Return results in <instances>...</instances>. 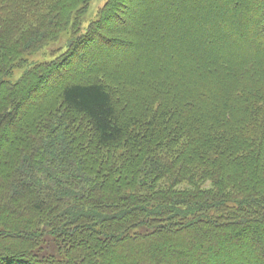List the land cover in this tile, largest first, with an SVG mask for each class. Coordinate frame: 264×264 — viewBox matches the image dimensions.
<instances>
[{"label":"trees","instance_id":"1","mask_svg":"<svg viewBox=\"0 0 264 264\" xmlns=\"http://www.w3.org/2000/svg\"><path fill=\"white\" fill-rule=\"evenodd\" d=\"M91 1L0 0V264H264V0Z\"/></svg>","mask_w":264,"mask_h":264},{"label":"rangeland","instance_id":"2","mask_svg":"<svg viewBox=\"0 0 264 264\" xmlns=\"http://www.w3.org/2000/svg\"><path fill=\"white\" fill-rule=\"evenodd\" d=\"M105 2H106V0H92L91 1L90 6L88 8L87 15H86V24H88L89 21H92V20H94L96 18L99 9L104 5ZM141 10L142 9H139V12ZM136 15L133 14V16L130 17V18H132L134 20ZM196 23H197V21L194 18H192V20H189L188 23L185 26L186 30H190L192 26L196 25ZM32 59H33V61L34 60H39V59L45 60L46 57L43 58V56H41V54H37V55L33 56ZM23 72H24V69L15 70L14 74L11 77V80L12 81H17L21 77ZM187 186H188L187 184H182L180 188H186ZM210 186H211L210 183L203 185V187H205V188H209Z\"/></svg>","mask_w":264,"mask_h":264}]
</instances>
